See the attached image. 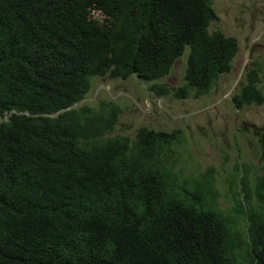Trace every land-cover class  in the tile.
<instances>
[{"label":"trees","instance_id":"1","mask_svg":"<svg viewBox=\"0 0 264 264\" xmlns=\"http://www.w3.org/2000/svg\"><path fill=\"white\" fill-rule=\"evenodd\" d=\"M212 4L0 0V264H264V174H232L223 210L214 167L185 174L180 129L112 135L120 108L81 103L106 75L207 95L239 50ZM186 48L184 85L156 83ZM259 72L235 109L263 104Z\"/></svg>","mask_w":264,"mask_h":264},{"label":"rangeland","instance_id":"2","mask_svg":"<svg viewBox=\"0 0 264 264\" xmlns=\"http://www.w3.org/2000/svg\"><path fill=\"white\" fill-rule=\"evenodd\" d=\"M212 7L216 19L209 31L235 37L239 50L231 71L223 74L207 95L160 97L151 90L153 82L136 75L128 79L106 75L93 77L91 89L81 103L95 107L100 100H108L120 108L112 135L133 139L141 127L180 129L184 135L180 156L185 174L196 175L214 167L220 208L225 210L234 206V201L228 198L227 183L232 174H236L237 186L247 171L252 179L264 174V102L241 110L231 103L252 63L257 62L264 68V0H213ZM94 15L100 17L98 13ZM188 54L189 48H186L170 73L156 83L169 87L184 85ZM259 76V87L264 94L263 72Z\"/></svg>","mask_w":264,"mask_h":264}]
</instances>
